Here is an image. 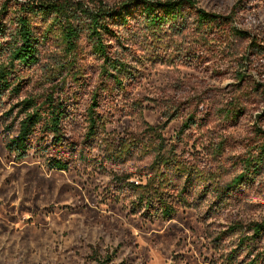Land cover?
<instances>
[{"label": "rangeland", "instance_id": "rangeland-1", "mask_svg": "<svg viewBox=\"0 0 264 264\" xmlns=\"http://www.w3.org/2000/svg\"><path fill=\"white\" fill-rule=\"evenodd\" d=\"M196 1L224 29L189 22L154 35L131 22L118 47L129 71L121 86L102 77L85 41L72 71L56 66L65 57L52 38L39 66L20 72V97L0 96V264H264V236L252 230L264 220V169L230 188L238 158L264 133V56L252 44L264 38V0ZM53 92L68 103L76 145L59 153L73 159L68 172L36 150L17 163L5 145L14 105ZM94 95L102 123L87 141ZM161 203L175 215L163 217Z\"/></svg>", "mask_w": 264, "mask_h": 264}, {"label": "trees", "instance_id": "trees-1", "mask_svg": "<svg viewBox=\"0 0 264 264\" xmlns=\"http://www.w3.org/2000/svg\"><path fill=\"white\" fill-rule=\"evenodd\" d=\"M0 2L3 5L1 15L7 16V22L13 27L7 35L6 23L0 15V60L6 62V66L2 64L0 67V96L7 93L16 98L20 97L22 89L20 72L39 66L41 48L48 39L55 40L65 57L64 62L54 60L56 66L72 71L76 56L82 54V41H85L91 56L101 64L102 77L112 78L121 86L129 71L125 65L127 57L119 53L118 47H122L121 30L129 28L131 22L139 20L154 35L166 28L179 35L190 28L189 22L204 34L224 29L220 18L199 9L196 0H124L112 7L98 0H86L88 7L82 0ZM186 16L194 20L187 21ZM215 29L217 31L214 32ZM263 39L256 37L252 43L260 56H264V51H260L264 50ZM78 78L75 76L74 81L78 82ZM54 92L48 94L44 101L26 97L14 105L17 114L5 129L9 135L5 145L17 163L23 162L36 150L47 155L46 164L50 170L68 172L73 159L63 158L59 153L71 150L74 155L76 145L65 131V122L69 117L68 103L64 96H55ZM116 92V89L111 91ZM99 108L97 95H94L84 115L87 141L97 134L101 126ZM253 142L256 145L251 149L252 154L238 158L242 173L232 181L230 188L242 187L243 181L258 177L264 169V133L259 128ZM161 204L160 214L163 217L175 215L171 204ZM252 230L254 240L264 236V220L254 224Z\"/></svg>", "mask_w": 264, "mask_h": 264}]
</instances>
